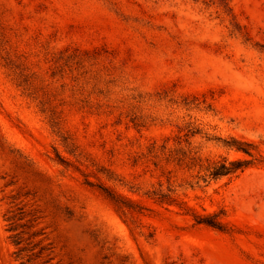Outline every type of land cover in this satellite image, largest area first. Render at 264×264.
Returning a JSON list of instances; mask_svg holds the SVG:
<instances>
[{"label": "rangeland", "instance_id": "obj_1", "mask_svg": "<svg viewBox=\"0 0 264 264\" xmlns=\"http://www.w3.org/2000/svg\"><path fill=\"white\" fill-rule=\"evenodd\" d=\"M228 1L234 20L204 0H0V264H264V0ZM75 50L123 102L91 111L57 100L51 121L5 57L60 88L71 79L52 78L55 61ZM153 142L252 161L177 187L194 211L222 212L228 231L145 194L165 182ZM197 170H178L177 184ZM98 185L142 205L139 223Z\"/></svg>", "mask_w": 264, "mask_h": 264}, {"label": "trees", "instance_id": "obj_2", "mask_svg": "<svg viewBox=\"0 0 264 264\" xmlns=\"http://www.w3.org/2000/svg\"><path fill=\"white\" fill-rule=\"evenodd\" d=\"M207 4H217L222 10L234 20L233 9L228 0H204ZM3 44L2 33L0 32V46ZM91 56L86 52L78 50L59 54L56 59V66L52 72V78L60 75L65 78L70 76V83H62L60 88L53 86L52 82H48L44 75L31 69L21 57L13 56L9 52L5 57L6 64L15 75L18 85L33 100L38 102L40 110L48 114L51 121H61L60 113L57 110L56 101L62 104H75L81 109L91 111H102L104 109H114L119 107L118 102L123 100H112V91L100 86L102 83V75L86 67V63ZM70 92L69 98L61 97L65 91ZM102 96L101 99L95 101V97ZM61 97V98H60ZM60 98V99H58ZM59 127V123H56ZM191 125H188V133L191 131ZM185 134L188 137L189 134ZM248 155H252L254 146L252 143L233 139L227 143ZM148 156L153 159L155 167L162 169L161 177L165 178V182L160 178L157 187L148 190L145 194L159 204L178 205L190 213L197 224H205L220 231H228L226 224L222 221L220 214L222 213H198L188 207L185 202L180 201L176 194L177 187L184 184L193 187L200 182H210L224 176H235L243 172L251 163V160H229L228 158L211 159L203 157L197 152L186 150L184 148L170 149L166 145H159L153 142L148 150ZM173 164L175 169H168L167 166ZM177 168V169H176ZM197 170L193 176L196 181H186L177 184L178 170ZM89 186H95L89 179L85 181ZM166 183V186H165ZM102 193L110 199L120 211L122 217L132 224L139 223V216L143 214L144 207L134 199H131L113 187L98 185ZM12 229L15 227V216L10 217ZM17 237V236H16ZM15 244H21L22 240L18 237L14 240ZM21 249L20 251H23Z\"/></svg>", "mask_w": 264, "mask_h": 264}]
</instances>
